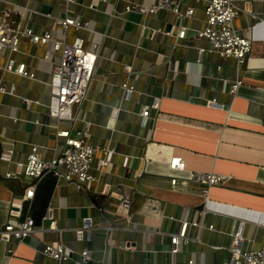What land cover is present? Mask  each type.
Returning <instances> with one entry per match:
<instances>
[{
  "label": "crops",
  "instance_id": "1",
  "mask_svg": "<svg viewBox=\"0 0 264 264\" xmlns=\"http://www.w3.org/2000/svg\"><path fill=\"white\" fill-rule=\"evenodd\" d=\"M173 1L180 11L194 7L181 19L183 37L177 36L180 26L169 9L149 14L126 9L158 0H0V13L10 11L13 25L49 30L59 39L80 35L86 46H96L94 75L70 123L73 133L86 127L89 142L108 149L104 156L96 154L94 166L102 157L108 164L92 169L96 178L88 188L56 178L45 212L51 207L57 229H50L42 215L22 240L0 238V264H80L83 249L89 251V264H189L190 259L220 264L230 259L235 230H240L242 248L264 245V0H233L238 10L233 28L251 39L241 64L208 51L207 40L197 36L205 26L207 0ZM43 5L49 13L42 12ZM67 15L86 19L88 26L64 32L55 20ZM19 48L18 61L34 77L5 70L8 53L0 51V85L5 87L0 91V151L10 144L21 160L36 144L49 157L60 143L55 120L47 114L56 56L49 44L26 38ZM200 48L205 50L200 53ZM235 81L240 84L231 93L228 86ZM125 82L133 85L129 93L123 92ZM153 102L157 108H150L142 124L141 111ZM171 157H180L184 170L170 168ZM6 168L0 161V230L8 222L10 202L24 192L21 180L4 177ZM188 171H213L226 179L211 185L206 197L205 185L190 181ZM102 182L130 198L129 218L112 214L114 197L95 202L104 214L91 206ZM86 216L93 227L77 240L75 228ZM184 221L198 226L187 227L189 244L170 255L169 234ZM54 241L65 246V259L54 261L40 252L43 243Z\"/></svg>",
  "mask_w": 264,
  "mask_h": 264
},
{
  "label": "built area",
  "instance_id": "2",
  "mask_svg": "<svg viewBox=\"0 0 264 264\" xmlns=\"http://www.w3.org/2000/svg\"><path fill=\"white\" fill-rule=\"evenodd\" d=\"M66 1L73 3L75 0ZM134 7L138 8L142 14L153 13L157 10H171L176 14L180 26H178V37H183L185 32V26L181 24V19L190 17L194 12V7L191 5L187 6L184 11H180L173 0H158L148 7L128 5L126 9L129 11ZM237 11L233 0H207L204 6L205 26L202 30L197 31V36L207 40L208 51L216 52L224 57H232L237 64H241L251 50V39L238 34L233 28L232 22ZM9 13L10 11L7 10L0 13V51L5 50L8 53L3 66L5 70L30 78L34 77V72L26 68L25 62H20L17 59L20 52V41L23 38L39 46L49 44V50L56 56L50 71L47 114L55 120V137L60 143L49 157L42 156L40 148L36 144L31 145L24 159L21 160L14 158V147L10 144H4L0 151V161L6 163L7 166L4 177L18 179L24 183V192L10 202L8 222L0 230V238L6 241L10 238L22 240L34 231L35 222L29 213V208L35 188L45 174L52 173L57 179H63L77 188H88L96 178V173L92 169L99 171L108 164L107 158L102 157L97 160L94 166L96 154L101 152L104 156L108 153V149L90 143L87 138L88 130L86 127L73 133V123H70L74 119V106L79 105L84 100L94 75L98 58L96 46H86L84 38L80 35H74L71 40L59 39L53 38L49 30L34 32L30 27H21L19 24L13 25L9 20ZM55 24L66 32L69 27L85 29L88 26V21L67 15L56 18ZM204 50L205 48H200L199 52ZM48 53L49 51L44 54V58L48 57ZM239 84V81L230 83L229 92L234 93ZM122 89L124 93H129L132 91L133 85L125 82L122 84ZM0 91H5V87L0 85ZM150 108H157V103L153 102L142 109V124L149 116ZM126 163L127 158L125 157L123 164ZM168 164L172 169L184 170V163L180 157H171ZM188 178L192 182L205 185L202 188V194L207 197L209 187L224 182L226 176L213 171H188ZM171 182L175 183L176 179H172ZM100 196L114 197L117 201L112 214L129 218L130 198L121 194L116 188L113 189L109 183L102 182L100 188L95 192L93 200H91V206H94L102 214L105 211L104 207L97 206L95 203ZM43 220L48 221L50 229H57L51 207L47 208ZM189 225L198 226V222L184 221L177 232L169 234L168 253L170 255L178 253L189 244V238L186 234ZM92 227L90 216L82 218L81 224L75 228L76 239L82 240ZM208 227L213 228L212 224ZM107 228L111 230L113 226L110 225ZM240 234V230L233 232L234 239L229 246L230 259L220 264H264V245L258 248H242L239 244ZM40 252L54 261L67 257L65 246L61 241L43 243ZM89 260V251L87 249L81 250L80 264H89ZM188 263L197 264L192 259L188 260ZM168 264L172 263L169 262Z\"/></svg>",
  "mask_w": 264,
  "mask_h": 264
},
{
  "label": "trees",
  "instance_id": "3",
  "mask_svg": "<svg viewBox=\"0 0 264 264\" xmlns=\"http://www.w3.org/2000/svg\"><path fill=\"white\" fill-rule=\"evenodd\" d=\"M55 182L56 176L52 173L45 174L38 182L34 191V199L29 208V213L34 222L35 218L40 216L42 217V215H44L46 205L55 186Z\"/></svg>",
  "mask_w": 264,
  "mask_h": 264
},
{
  "label": "water",
  "instance_id": "4",
  "mask_svg": "<svg viewBox=\"0 0 264 264\" xmlns=\"http://www.w3.org/2000/svg\"><path fill=\"white\" fill-rule=\"evenodd\" d=\"M42 12H44V13H49V12H50V7L47 6V5H43V6H42ZM166 28H168V26H167ZM115 115H116V112H113V113H112V117H111L110 120H109V125H110V126L112 125V123H113V121H114V117H115Z\"/></svg>",
  "mask_w": 264,
  "mask_h": 264
}]
</instances>
